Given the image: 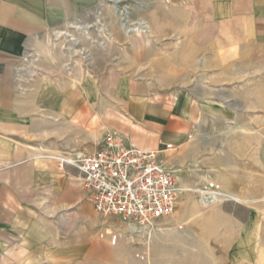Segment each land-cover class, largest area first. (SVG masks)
Instances as JSON below:
<instances>
[{"label":"rangeland","instance_id":"obj_1","mask_svg":"<svg viewBox=\"0 0 264 264\" xmlns=\"http://www.w3.org/2000/svg\"><path fill=\"white\" fill-rule=\"evenodd\" d=\"M121 1L98 0L79 16L82 24L102 18L105 25V32L91 30L92 41L76 33V51L87 49V55L62 49V42L49 54L55 33L69 30L67 24L30 41L29 53H41L34 64L29 58L16 64L18 109L38 131L30 136L32 150L64 158L91 152L89 135L72 134L66 115L77 102L104 101L119 81L137 78L145 94L175 98L185 91L204 106L196 136L166 157L190 191L173 217L134 233L120 219L94 211L82 183L71 180L82 178L76 168L65 166L56 181L58 161H32L23 189L36 215L24 236L0 246V264H227L233 259L224 240L244 232L218 230L225 221L218 205L204 204L202 193L214 186L225 197L221 209L241 223L264 222V30H253L248 19L264 16V0ZM129 21L144 23L152 34L127 33ZM19 68L33 71L32 77L21 80ZM71 139L82 149L74 152ZM255 235L261 239L263 232Z\"/></svg>","mask_w":264,"mask_h":264},{"label":"crops","instance_id":"obj_2","mask_svg":"<svg viewBox=\"0 0 264 264\" xmlns=\"http://www.w3.org/2000/svg\"><path fill=\"white\" fill-rule=\"evenodd\" d=\"M97 3L98 0H0V246L9 244L16 236H24L31 228V219L36 213L27 205L23 188L30 181L28 168L32 161L47 159L35 156L30 136L38 131L18 109L16 64L30 55L31 40L41 39L51 30L78 20ZM248 19L253 30H264V16L256 14ZM253 39L260 38L254 33ZM261 39L264 41V37ZM205 117L204 106L192 94L182 91L175 98L166 93L156 96L147 91L145 94L140 80L129 78L117 83L116 93L107 90L104 101L83 99L77 102L65 122L72 134L86 132L89 135L88 140L94 145L92 151L107 133H115L124 136L137 149L164 150L172 145L174 149L168 154L183 149L196 136ZM62 136L59 131L55 138L60 140ZM70 147L74 152L82 149L78 141L72 139ZM38 151L44 155L43 149ZM61 160H51L60 163L59 173L68 166ZM59 173L56 181L64 176ZM86 195L88 198L87 191ZM222 205L218 204V216L225 222L218 224V230L226 234L239 229L244 232L240 239L224 238L233 259L227 264H238L239 260L240 264H264V222L262 225L241 223L236 213L224 211ZM251 215L254 217V212ZM257 231L263 232L261 239L256 238ZM256 253L260 255L258 259Z\"/></svg>","mask_w":264,"mask_h":264},{"label":"built area","instance_id":"obj_3","mask_svg":"<svg viewBox=\"0 0 264 264\" xmlns=\"http://www.w3.org/2000/svg\"><path fill=\"white\" fill-rule=\"evenodd\" d=\"M173 149L172 145L164 150L137 149L124 136L107 133L96 150L76 153L71 161L61 163L78 170L96 213L118 218L141 233L153 231L157 222L173 217L179 207V178L166 161ZM215 195L223 197L215 186L204 192V204L211 205Z\"/></svg>","mask_w":264,"mask_h":264},{"label":"bare ground","instance_id":"obj_4","mask_svg":"<svg viewBox=\"0 0 264 264\" xmlns=\"http://www.w3.org/2000/svg\"><path fill=\"white\" fill-rule=\"evenodd\" d=\"M110 2H114V3H118V2H122L121 0H109ZM115 10V9H114ZM118 14V13H117ZM127 17V16H126ZM122 22V21H121ZM120 24V23H119ZM144 23H137L136 25L134 24H131L130 21L125 25V28L127 30V33H130L132 31L134 32H137V33H140V34H146V35H151L152 34V31H151V28L148 27V26H145L143 27ZM94 27H99L102 29V31L105 32L104 28H105V25L103 24V21H102V18H98L97 21L93 24V25H87V24H82L80 21H74V22H71L69 23L68 25V29L67 31H58L55 33V39H53L51 42H50V49L48 50L49 54L53 56V49L55 47H57L60 42H62V49H67L69 51H71L72 53L74 54H80L82 56H85V54L87 53V49L86 50H82V51H76V45H78L79 41H80V37H77L76 36V33H80L81 36L85 37L86 39L88 40H93L92 36H91V30L94 28ZM107 38V37H106ZM110 38V37H109ZM112 39V38H110ZM114 40V39H113ZM94 43V42H93ZM102 44V43H101ZM69 46V47H68ZM105 46V45H104ZM87 55V54H86ZM41 56V53L40 52H36L35 54H30L27 58L28 59V62L31 63V64H34ZM18 74H19V77L21 80H23L25 77H32L33 75V71H30V70H27V69H24V68H20L19 71H18ZM84 88V87H83ZM90 92V91H89ZM54 152V151H53ZM52 155V154H51ZM72 155V154H71ZM71 155H69L67 158L65 157H62V156H55V155H52V156H44L42 155L41 153H39V158H47V159H51V160H59V159H63L65 161H71L72 160V157ZM37 157V156H36ZM176 173H180L179 170H175ZM59 174H63L62 172L59 173ZM177 174V175H178ZM181 176V175H180ZM179 178V177H178ZM71 180H74V181H77V182H81L82 185L84 186V182L82 179H76V178H71ZM179 182H180V187H181V190H182V195H184V192H189L190 189L189 188H186L184 186V182L182 179L179 178ZM195 189V188H194ZM193 189V190H194ZM199 189V188H198ZM192 190V191H193ZM199 191V190H198ZM203 195H204V192H202ZM230 195V194H229ZM233 195V194H232ZM234 196V195H233ZM214 200L212 202V205L210 207H216L219 203H222L223 202V199L219 198L218 195H215L214 196ZM224 197V195H223ZM222 197V198H223ZM227 198V196H226ZM230 198V197H229ZM228 198V199H229ZM239 198V197H238ZM236 196L232 199H234L235 201H239L240 203L242 202L240 199H238ZM214 201L217 202L216 204H214ZM233 201V200H232ZM204 202V200H203ZM206 203V202H204ZM214 204V205H213ZM208 208V207H207ZM211 209V208H210ZM129 228V227H128ZM130 229V228H129ZM132 232V230H131ZM135 233V232H134ZM149 234H151V232H149Z\"/></svg>","mask_w":264,"mask_h":264}]
</instances>
